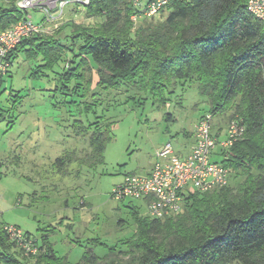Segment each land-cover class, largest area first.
<instances>
[{
	"label": "trees",
	"instance_id": "16d2710c",
	"mask_svg": "<svg viewBox=\"0 0 264 264\" xmlns=\"http://www.w3.org/2000/svg\"><path fill=\"white\" fill-rule=\"evenodd\" d=\"M248 2L170 0L156 14L137 21L132 19L136 9L130 0L85 4L87 17L98 21L74 23L73 38L83 36L85 43L64 73L76 84L75 95L94 96L81 111H95L92 101L100 89L127 87L165 101L172 83L196 80L213 117L228 115V122L236 119L244 127L222 160L236 183L189 191L182 210L165 218L141 215L131 200L136 231L123 241L125 247L114 245L105 256L87 247L81 260L72 263L43 235L38 254L19 250L31 256L32 264H264V29ZM28 13L16 0L0 4V28ZM65 48L51 34L40 33L25 38L6 59L10 66L22 50L44 51L56 61L58 55L69 54ZM91 69L98 76L95 85L93 74L88 76ZM81 82L87 85L84 92ZM100 118L96 115L87 123L74 119L76 133L88 141L90 150L85 159L75 150L58 156L55 166L62 176L74 163L93 166L105 160L112 123ZM0 236L3 244L14 246L3 225ZM18 262L14 255L0 254L2 264Z\"/></svg>",
	"mask_w": 264,
	"mask_h": 264
},
{
	"label": "rangeland",
	"instance_id": "374dc122",
	"mask_svg": "<svg viewBox=\"0 0 264 264\" xmlns=\"http://www.w3.org/2000/svg\"><path fill=\"white\" fill-rule=\"evenodd\" d=\"M28 10L36 22L44 20L42 12ZM96 21L87 17L84 3L67 0L63 17L47 22L43 34L62 41L69 54L50 61L44 51H22L8 68H0V218L15 221L40 243L47 236L55 251L72 263L81 260L87 247L99 256L114 245L125 247L123 241L134 235L136 222L131 199L118 200L112 196L114 189L126 175L150 171L165 144L172 143L179 154L188 152L198 120L210 109L194 80L172 83L165 101L127 87L95 90V111L82 112L84 102L94 96L75 95L76 84L64 73L85 43L83 36L73 38L74 23ZM91 75L95 85L94 69ZM81 84L84 92L87 85ZM96 115L112 123L105 160L93 166L74 163L62 176L55 166L58 156L75 150L85 159L90 150L76 133L74 119L87 123ZM228 119L214 117V131L224 132ZM220 151L217 146L213 159L223 160ZM230 181L235 185V177ZM133 203L141 215H148L144 200Z\"/></svg>",
	"mask_w": 264,
	"mask_h": 264
},
{
	"label": "built area",
	"instance_id": "2783aa9c",
	"mask_svg": "<svg viewBox=\"0 0 264 264\" xmlns=\"http://www.w3.org/2000/svg\"><path fill=\"white\" fill-rule=\"evenodd\" d=\"M66 1L17 0L21 9L34 8L42 12L44 20L36 22L33 15L28 13L10 27L0 28V68L9 67L7 55L25 38L48 31L47 22L63 17ZM77 1L89 3V0ZM130 1L136 9L132 19L137 21L141 16L156 14L170 0ZM248 9L262 20L264 29V0H249ZM213 118L211 112L201 116L195 129V141L188 154L177 153L170 142L165 144L157 151V159L150 171L144 175H126L112 196L118 200H144L148 216L165 218L182 210L189 191L204 192L228 185L231 170L222 160L213 159V155L216 154V147L220 146L219 155L227 158L226 150L243 134L244 127L233 119L228 122L224 132L218 133L214 131ZM3 229L17 249L30 255L39 253L36 237L12 224H4Z\"/></svg>",
	"mask_w": 264,
	"mask_h": 264
},
{
	"label": "crops",
	"instance_id": "0c3cea01",
	"mask_svg": "<svg viewBox=\"0 0 264 264\" xmlns=\"http://www.w3.org/2000/svg\"><path fill=\"white\" fill-rule=\"evenodd\" d=\"M10 1H12V0H0V4L7 5V4H9ZM16 3H17V0H16ZM20 52H22V50L18 52L17 56L19 55ZM195 128H196V126H195ZM193 135H194V138H195V131H194V134ZM190 149H191V147H190ZM190 149H189L188 152H186L184 154H181V155L188 154L190 152ZM21 201L22 200H20V202ZM133 204H135V203H133ZM4 224H12V225H16L18 227H21L15 221H7V220H5L3 218L2 219L0 218V225H4ZM9 243H11V242L9 241ZM2 253H9L11 255H14L17 258V260L19 261L18 264H32L33 263V259L31 258V256H28V255H26L24 253H20L19 252V249H17L15 246H12V245L11 246H7V245H5V242L3 244L2 238L0 236V254H2ZM0 264H2V263H0Z\"/></svg>",
	"mask_w": 264,
	"mask_h": 264
}]
</instances>
